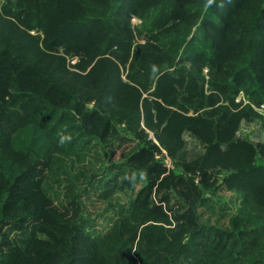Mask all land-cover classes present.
<instances>
[{"label":"trees","instance_id":"1","mask_svg":"<svg viewBox=\"0 0 264 264\" xmlns=\"http://www.w3.org/2000/svg\"><path fill=\"white\" fill-rule=\"evenodd\" d=\"M262 104L264 0H0V264H264V145L237 134ZM223 173L228 228L200 212Z\"/></svg>","mask_w":264,"mask_h":264},{"label":"rangeland","instance_id":"2","mask_svg":"<svg viewBox=\"0 0 264 264\" xmlns=\"http://www.w3.org/2000/svg\"><path fill=\"white\" fill-rule=\"evenodd\" d=\"M131 22L134 28L141 27L142 21L135 16H132ZM144 39H140V42H144ZM77 59L70 60L71 64H76ZM205 70V74H206ZM244 100L243 105H247L249 102L248 98L241 93L237 97V102ZM255 110L263 117V120H259L256 122H243L241 125V128L238 131V136L241 138L249 139L254 144H262L264 145V104L261 106L255 108ZM143 125V124H142ZM144 127V126H143ZM145 128V127H144ZM147 132L150 134L151 138L154 139L156 143L157 140L154 137V133L150 131L149 128H146ZM184 140L185 145L181 152V159L192 161L196 159L200 154L204 152V146L202 142H200L198 139L193 137L191 134H184ZM135 147V141L133 139H124L120 140L118 143L115 144L113 150V162H120L122 161L125 156H127L131 150ZM162 156L166 157L165 163L168 167L173 168L174 162L172 158L169 156L167 150L162 148ZM91 159V162L89 163V160ZM101 158L97 157L96 155H91L88 159V163L85 164L86 167H88L89 170L98 169V163ZM107 161V159H105ZM225 176V173L219 174L217 178L219 179V186L217 188V192L213 195L212 191H206V196L209 198V201L206 203V206L200 207V212L204 215L205 221L211 220L212 223L218 224L219 226L228 228L229 227V220L230 217L237 213V208L239 206V198L236 192L229 190L221 181L223 180V177ZM197 181L200 180V176L196 178ZM100 191H94L91 193L90 199L94 202H89V211L91 212L93 216H95L97 213L101 212L105 209L106 203L99 197L98 193ZM65 193H62L60 196V199L63 198ZM116 196V195H115ZM56 197V196H55ZM122 197V196H121ZM57 198V197H56ZM55 198L56 202L57 199ZM125 198L123 199V201ZM94 218V217H93ZM106 223L100 218L97 223V228L99 231H104L106 229Z\"/></svg>","mask_w":264,"mask_h":264},{"label":"clouds","instance_id":"3","mask_svg":"<svg viewBox=\"0 0 264 264\" xmlns=\"http://www.w3.org/2000/svg\"><path fill=\"white\" fill-rule=\"evenodd\" d=\"M213 2H214V0H208V5H211ZM70 140H71V137L70 136H64V135H62L60 137L59 143L62 146L66 141H70ZM141 178L142 179L145 178V174L144 173H141Z\"/></svg>","mask_w":264,"mask_h":264}]
</instances>
